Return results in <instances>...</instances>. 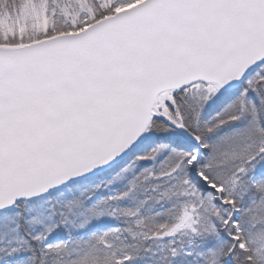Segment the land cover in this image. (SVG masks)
Instances as JSON below:
<instances>
[{
    "label": "snow or ice",
    "instance_id": "6c2138e0",
    "mask_svg": "<svg viewBox=\"0 0 264 264\" xmlns=\"http://www.w3.org/2000/svg\"><path fill=\"white\" fill-rule=\"evenodd\" d=\"M0 264H264V0H0Z\"/></svg>",
    "mask_w": 264,
    "mask_h": 264
}]
</instances>
